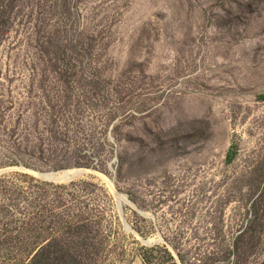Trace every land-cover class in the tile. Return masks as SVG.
<instances>
[{
  "label": "rangeland",
  "instance_id": "374dc122",
  "mask_svg": "<svg viewBox=\"0 0 264 264\" xmlns=\"http://www.w3.org/2000/svg\"><path fill=\"white\" fill-rule=\"evenodd\" d=\"M262 96L264 0H0V264H264Z\"/></svg>",
  "mask_w": 264,
  "mask_h": 264
},
{
  "label": "bare ground",
  "instance_id": "6f19581e",
  "mask_svg": "<svg viewBox=\"0 0 264 264\" xmlns=\"http://www.w3.org/2000/svg\"><path fill=\"white\" fill-rule=\"evenodd\" d=\"M22 170H25L23 168H21ZM4 171L1 170L0 173ZM7 171V170H6ZM32 174L37 175L38 177H40L43 180L49 181V182H57V183H67L72 181L73 179L77 178L78 176H82L84 175L87 171L85 169H69V170H62V171H56V172H44V173H37V172H33V171H28ZM109 187L112 190V185L109 183ZM115 197L117 199V201L121 204L124 205H129L131 207H133L134 209H137L131 202L127 201L126 198L122 195H116ZM141 214L145 215V216H151V215H147L146 212L140 210L139 211ZM129 229V227H127ZM133 233H135L133 231ZM142 242L151 245V241L148 239H142Z\"/></svg>",
  "mask_w": 264,
  "mask_h": 264
},
{
  "label": "water",
  "instance_id": "95a60500",
  "mask_svg": "<svg viewBox=\"0 0 264 264\" xmlns=\"http://www.w3.org/2000/svg\"><path fill=\"white\" fill-rule=\"evenodd\" d=\"M5 172H7L6 170L2 171L1 174H4ZM79 177V176H78Z\"/></svg>",
  "mask_w": 264,
  "mask_h": 264
},
{
  "label": "trees",
  "instance_id": "16d2710c",
  "mask_svg": "<svg viewBox=\"0 0 264 264\" xmlns=\"http://www.w3.org/2000/svg\"><path fill=\"white\" fill-rule=\"evenodd\" d=\"M260 98L264 99V96H262V97H260Z\"/></svg>",
  "mask_w": 264,
  "mask_h": 264
}]
</instances>
